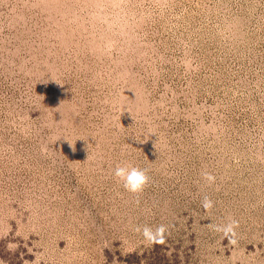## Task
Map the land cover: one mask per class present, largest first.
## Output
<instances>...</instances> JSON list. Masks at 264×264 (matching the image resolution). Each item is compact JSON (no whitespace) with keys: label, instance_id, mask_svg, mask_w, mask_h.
Listing matches in <instances>:
<instances>
[{"label":"rangeland","instance_id":"rangeland-1","mask_svg":"<svg viewBox=\"0 0 264 264\" xmlns=\"http://www.w3.org/2000/svg\"><path fill=\"white\" fill-rule=\"evenodd\" d=\"M0 264H264V0H0Z\"/></svg>","mask_w":264,"mask_h":264},{"label":"clouds","instance_id":"clouds-1","mask_svg":"<svg viewBox=\"0 0 264 264\" xmlns=\"http://www.w3.org/2000/svg\"><path fill=\"white\" fill-rule=\"evenodd\" d=\"M201 175L204 180L210 183L215 180V177L207 171L202 172ZM113 176L115 177L116 181L122 185L126 192L132 194L135 197H138L145 191L150 181V178L145 170L128 162L118 164L113 170ZM213 206L214 202L211 200V198L205 196L202 200V207L208 211L212 209ZM209 228L217 233H220L222 235V239H227L229 245L235 246L238 244L237 229L239 228V221L235 218L228 217L226 222L220 224H211L209 225ZM135 231L142 234L145 241L148 243H164V233L166 231L164 225H159L155 228L147 225L143 227L138 225L136 226Z\"/></svg>","mask_w":264,"mask_h":264}]
</instances>
